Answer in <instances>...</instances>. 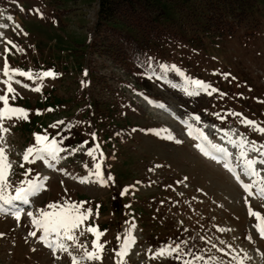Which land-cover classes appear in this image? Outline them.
Segmentation results:
<instances>
[{
    "label": "rangeland",
    "instance_id": "rangeland-1",
    "mask_svg": "<svg viewBox=\"0 0 264 264\" xmlns=\"http://www.w3.org/2000/svg\"><path fill=\"white\" fill-rule=\"evenodd\" d=\"M209 2L172 0L164 16L170 34L149 38V47L142 50L138 47L141 37L134 32L135 41L131 37L125 42L118 31L108 30L107 37L94 33L98 0H0V95H8L11 105L29 110L27 120L3 122L9 129L3 135L12 163L8 191L15 195L28 169H32L28 179L44 184L29 198V205H20L19 220L0 212V264H72V256L80 264H117L116 253L132 224L136 240L124 264H182L172 257L153 256L171 241H187L185 251L205 260L216 257L236 264L233 255L246 254L245 264H264V237L254 226L256 218L248 214L251 207L264 215V197L256 187L249 195L224 167L223 159L218 162L204 155L196 147L201 143L197 133L189 135L188 125L182 123L188 120L213 144L226 148L241 180L252 183L254 178L244 173L238 158L240 148L229 143L225 132L230 131L232 139L244 136L264 145V134L240 123L247 118L264 127V0H254L242 23L236 24L229 15L223 23L215 18L223 25L220 33L204 21ZM10 21L12 29L6 33ZM110 42L112 49L105 52ZM5 62L12 68L33 73L51 70L58 75L33 80L12 74L16 90L12 99L4 83L8 79ZM162 64L175 65L186 76L219 91L188 96L183 77L166 72L161 78ZM84 66L89 79L83 74ZM195 115L199 121L190 119ZM57 121L64 124L51 127ZM150 130L167 132L156 135ZM45 131L49 139L61 141L65 149L61 158L53 161V167L42 160L25 162L23 154L35 143V134ZM93 132L95 138L90 135ZM168 133L175 139L164 138ZM96 144L103 153L106 184L90 175L95 162L87 150ZM73 148L80 150L71 153ZM260 152L264 149L249 151L248 157L259 160ZM212 155L223 157L215 151ZM256 167L264 175V165ZM66 202L80 203L93 214L75 230L78 243L65 241L68 252H54L39 239L42 231L27 213L38 216L40 209L51 210L49 204ZM88 225L103 232L101 260L80 259L86 249L92 250L96 239L84 231ZM33 231L36 236L30 235Z\"/></svg>",
    "mask_w": 264,
    "mask_h": 264
},
{
    "label": "snow or ice",
    "instance_id": "snow-or-ice-1",
    "mask_svg": "<svg viewBox=\"0 0 264 264\" xmlns=\"http://www.w3.org/2000/svg\"><path fill=\"white\" fill-rule=\"evenodd\" d=\"M37 11H39L37 9ZM42 15V13H41ZM9 43H12L9 41ZM13 47H16L13 45ZM20 50V49H17ZM161 69L163 70L161 73V78H163L164 73L166 72H175L179 76L184 78V86L183 91L188 96H197L201 92L206 93L211 96L214 92H218L219 89L212 87L210 84L206 83L200 79H193L191 77L186 76V74L177 68L175 65H161ZM19 74L23 77H28L29 79L37 80L42 79L43 77H55L58 73L48 70V71H40L38 73H33L31 70L25 71L19 68H12L10 65L5 62L4 65V74L8 77L4 83L7 85V92L12 94V99H16V90L12 86L13 75ZM35 91H40V88L37 87L34 89ZM223 95V94H222ZM147 99V97H145ZM0 101L3 102V107H0V212H8L16 217L17 220L20 219L21 213L23 212V208L20 207L16 202H21L22 204H28L29 198L34 196L37 192L44 188V184L40 179H28V172L32 171V169H28L24 172L25 179L21 180L19 186L15 187V195H11L8 189L11 187L10 181L8 179L11 169L12 163L8 158L6 152V145L4 144V133H7L9 129L4 126V120H11L12 118H16L19 120H27L29 118V110L19 106H13L9 103L8 95H0ZM149 103L155 104L160 108H165L166 106L161 103H157L155 101L149 100ZM218 118L223 119L219 113H213ZM233 115H241L239 113H233ZM194 118L196 121L200 120L199 115H195L194 117H190V119ZM188 125L189 135L193 134V131L197 133V139L201 141V143L196 144V147L200 149L201 152L206 156H212L213 159H216L218 162L223 159L224 167L228 168L230 171L234 173L236 179L240 181L243 188L249 195H252L253 187H256L257 193L264 197V175H261L262 170H258L256 165L257 163L264 165V152H260L261 158L259 160L255 158H249V151H257L259 152L261 149H264V145H257L254 141H249L246 137L241 136L239 139H232L231 132L226 131L225 136L228 137L229 143L240 148L238 158L242 159L243 162V171L249 176L253 177L252 183H244L241 180L239 172H237L231 164V153L227 151L226 148H223L220 145L213 144L208 137L203 133L202 129L193 128V125L189 123L188 120L182 121ZM240 123L250 126L254 131H258L261 134H264V127L260 126L256 121L250 120L247 118H243L240 120ZM64 121H57L55 124L51 125L53 128H57L60 125H63ZM68 128H71L72 125L68 124ZM154 131L156 135H161V131L167 132V130H150ZM59 135V133H57ZM93 138H95L96 134L93 132L90 134ZM164 138L173 140L175 137L168 133ZM180 141H177L179 143ZM84 143H88L84 141ZM207 144L210 147H206ZM82 148V145L80 146ZM80 148H73L71 153H75L79 151ZM65 149L61 147V141H58L55 137L49 139V134L45 131L43 134H35V143L29 146L24 154L23 160L29 164L35 163L37 160H42L48 167H53V161H58L60 157V153L64 152ZM223 153V157H218L212 155V152ZM97 153H99L100 159H97ZM87 154L92 157L95 162V167L90 171L91 176H95L96 180L101 184H106L108 180L104 178V174L102 171V159L103 153L100 151L99 144H96L95 147H89L87 150ZM31 157V159H30ZM23 167V164L21 165ZM87 167V165H85ZM47 179V177L43 178ZM108 179H111L109 177ZM83 182V180H82ZM127 191V189H125ZM48 209H40L39 215L36 216L32 212H28L27 215L32 217L31 223L35 226L36 229L42 231V235L39 237L41 241H43L47 247L52 249L54 252L56 250H63L64 252H68V245L65 241H72L73 243H78V237L76 235L75 230L80 228L81 225L88 220V218L93 214L91 208L84 209L83 205L76 202H66L64 204L52 203L48 205ZM248 214L250 216H254L257 220V223L254 225L257 231L259 232L261 237H264V215H262L259 211H254L251 207H249ZM135 228V225L132 224L128 229L127 234L124 236L119 251H117L116 255L120 258L117 260V264H124L123 258L129 253L132 245L135 243V236L132 234V229ZM221 231H226V229H220ZM84 231L92 233L96 239L92 242V250H85L84 255L80 258L86 261H96L102 259V251L103 244L100 243V237L103 235V232L99 230L98 226L88 225L85 227ZM83 234V233H81ZM32 236H36V232L33 231L30 233ZM118 239H120L118 237ZM251 239V236H249ZM223 243V241H221ZM187 244V241H171L168 244L159 247L154 253V257H172L177 261H181L182 264H199L200 261H204V264H225L223 260H218L216 257H208L205 260V257L202 255H196L191 251H185L184 245ZM83 248L84 245H78ZM215 246V245H213ZM231 247V245H229ZM220 251H224L223 248ZM69 255L71 253L69 252ZM192 257L191 259H187L185 257ZM247 256L245 254L244 257H241L239 254L233 255V261L236 264H245V260ZM72 264H80V260H78L75 256H72ZM231 264V262H229Z\"/></svg>",
    "mask_w": 264,
    "mask_h": 264
},
{
    "label": "trees",
    "instance_id": "trees-1",
    "mask_svg": "<svg viewBox=\"0 0 264 264\" xmlns=\"http://www.w3.org/2000/svg\"><path fill=\"white\" fill-rule=\"evenodd\" d=\"M171 5L172 0H98L94 32L107 37L108 30L118 31L124 42L131 37L135 41L137 36L132 34L134 32L141 37L139 39L141 44L138 47L145 50L149 47V43L146 42L149 38L161 39L170 34L164 16L165 9H169ZM252 6L254 7V0H210L208 9L203 13L206 17L204 21L206 19L210 21L216 28L215 32L220 33L218 29L223 25L217 24L215 18L223 23L224 19H228L225 16L229 15L235 22L242 23L247 19ZM197 11L202 12L203 9L198 6ZM123 35H127V38ZM110 45H113V42L108 44L105 52L112 49Z\"/></svg>",
    "mask_w": 264,
    "mask_h": 264
},
{
    "label": "bare ground",
    "instance_id": "bare-ground-1",
    "mask_svg": "<svg viewBox=\"0 0 264 264\" xmlns=\"http://www.w3.org/2000/svg\"><path fill=\"white\" fill-rule=\"evenodd\" d=\"M12 24H13V21H10V24H9V26H7L6 27V29H7V31H6V33H8L11 29H12ZM0 39H2V38H0ZM3 56V55H2ZM250 180H252L251 179V177L249 178ZM42 182H43V180H42ZM18 203H21V202H18ZM22 204V203H21ZM23 205V204H22ZM42 243L44 244V245H46L43 241H42Z\"/></svg>",
    "mask_w": 264,
    "mask_h": 264
}]
</instances>
